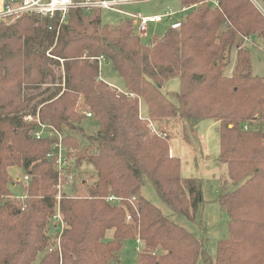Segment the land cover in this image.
Here are the masks:
<instances>
[{
  "label": "trees",
  "instance_id": "16d2710c",
  "mask_svg": "<svg viewBox=\"0 0 264 264\" xmlns=\"http://www.w3.org/2000/svg\"><path fill=\"white\" fill-rule=\"evenodd\" d=\"M180 2L196 7L177 29L168 26L146 45L132 20L105 24L97 10L73 9L60 26L36 16L0 22V264H113L124 241L136 238L142 247L135 264H264V129L252 126L264 121V78L252 75L246 48L230 77L224 74L226 54L240 47V37L264 43V20L248 0ZM102 62L122 79L126 94L99 79ZM173 79L179 82L174 102L161 91ZM42 86L36 96L27 92ZM138 98L148 122L138 118ZM36 115L62 134L74 174L59 201L60 252L51 222L56 140L35 139ZM175 117L218 123L219 161L228 179L217 202L228 236L217 242L212 263L198 239L141 195L146 178L172 213L197 219L201 183L181 178L180 161L168 156L162 137ZM83 166L92 169L90 183ZM16 168L26 182H13ZM77 184L85 195L76 196ZM110 196L119 202H108Z\"/></svg>",
  "mask_w": 264,
  "mask_h": 264
},
{
  "label": "rangeland",
  "instance_id": "374dc122",
  "mask_svg": "<svg viewBox=\"0 0 264 264\" xmlns=\"http://www.w3.org/2000/svg\"><path fill=\"white\" fill-rule=\"evenodd\" d=\"M212 2L215 6L217 5V1ZM195 7L196 5L187 8ZM182 8L183 7L180 0H143L131 5L121 7V9L125 12L132 14L139 13L142 15H158L165 12L179 11ZM87 10L99 11V13L101 14L100 16L102 23L113 26H116L120 22L129 19L124 15L109 11H103L97 8ZM188 11L175 15L171 18V21L153 24L151 27V31L148 37L146 38L140 36L137 31H135L136 35H139L141 37V42L144 45L149 44L150 40L152 39V36L155 38L161 37L164 34L165 30L168 28V26L172 22L176 21L179 16L184 14L185 19L183 21L187 20L186 13ZM240 38L241 42L238 45L240 47L237 48L236 46H233L230 54H228V56L226 54V58L228 57L229 59V64L225 68L224 74H226L227 76L229 75L230 77L232 71H234V67L237 62V53L239 49L244 50L246 48L249 49L250 53L252 75L264 78V43L257 36L251 38L243 36V38ZM49 51L50 50H47L46 55H49ZM99 67V79H101V81L105 83L108 82L107 84L109 88L111 87L119 93L126 94V91L123 87L122 79L117 75V73H115L111 69L110 64L102 62ZM56 72L58 75L59 73L62 74V70L60 71L59 69H56ZM46 88V86H42L35 90H28L27 92L30 93V96H36L37 94L42 93V91ZM62 88H64V82L62 83ZM178 90L179 82L177 79L170 80L161 88L162 93L172 102H174L173 94L178 92ZM41 98H43V96L39 97L37 100H34L30 104L29 108L31 109L33 106H35L38 100H41ZM130 98H134V96L131 95ZM39 108L40 106L37 108V113L39 111ZM27 113L30 112H22L21 115ZM87 113L88 112H86V114ZM137 113L139 120H141L142 122H145L147 121V119H149L147 116L146 104L141 98H138L137 101ZM24 121H27V119H24ZM168 122L169 125L167 126V133L162 136L163 139L166 140L168 145V156L175 157L170 151V149H173L172 151L175 152V155H178L177 157H180L181 178H195L200 181L202 192L201 196L203 200L200 212L197 215V219L195 221L188 220L184 216H178L172 213L168 209V207L158 198L153 186L146 178H143V187L141 189V195L152 205H154L157 209H159L163 216H165L167 219L174 222L178 226L182 227L193 237L198 239L202 243V248L206 255L209 257L210 262L212 263L214 262L216 257L217 242L221 239L227 238L228 236V218L223 212H221L217 202V198L220 193V187L224 183V181L228 179L226 173V166L222 165L219 161L218 128L217 125H215L214 122L211 120L182 121L175 117L170 119ZM158 124L159 127H161L160 125L164 124V121L158 122ZM256 124H259L262 129H264V121L260 123L254 122V125L252 126L254 127ZM69 163L70 160L68 159V165ZM81 169L88 172V174L84 177L86 178L87 182L90 183L92 181L89 176L92 170L91 167L83 166ZM11 176L13 182H25L23 179V177L25 176H23L22 171L20 169L16 168L12 170ZM16 177H19L20 179L16 180ZM75 186H77V190L79 193L76 194V196L85 195V187H81L79 184ZM16 187L14 188V186H12V191L14 194L19 195V190ZM65 187L66 186L63 185L62 188L64 189ZM60 235L61 232H58V250ZM111 235V232H107L105 240L110 239ZM136 248V242L130 240L124 241L123 247L118 253V262L113 264H135L137 256L135 251ZM196 264H202V261L199 259Z\"/></svg>",
  "mask_w": 264,
  "mask_h": 264
},
{
  "label": "built area",
  "instance_id": "2783aa9c",
  "mask_svg": "<svg viewBox=\"0 0 264 264\" xmlns=\"http://www.w3.org/2000/svg\"><path fill=\"white\" fill-rule=\"evenodd\" d=\"M143 0H0V22L5 25H10L22 16H36L38 18H47L49 20H58L59 26L66 20L68 13L73 9H100L103 11L115 12L122 14L132 20L137 28V33L140 36H147L150 26L153 24L171 21V18L177 14L184 13L189 8L183 7L181 10L174 12H165L158 15H142L130 14L124 12L121 7L131 5ZM253 8L264 20V1L263 0H248ZM184 16L178 21L172 22L169 26L177 29L180 26V21H183ZM52 30V27H49ZM59 27L56 29L58 35ZM87 117L91 113L85 114ZM24 119L31 120L29 116ZM35 121L38 129L34 132V137L37 140L45 136L56 140L54 143V153L52 154L54 165L57 171L56 182V211L51 219L56 230L62 233L63 220L59 210V201L61 199V192L63 185L69 186L74 183V174L68 167V159L65 154V148L62 140V134L52 126L42 124L38 116H35ZM247 130V126L244 127ZM27 181V177H23ZM107 201L110 203L119 202L118 198L108 197ZM130 218L127 217V220ZM137 248L135 251H140L142 245L138 238L135 239Z\"/></svg>",
  "mask_w": 264,
  "mask_h": 264
},
{
  "label": "crops",
  "instance_id": "0c3cea01",
  "mask_svg": "<svg viewBox=\"0 0 264 264\" xmlns=\"http://www.w3.org/2000/svg\"><path fill=\"white\" fill-rule=\"evenodd\" d=\"M181 10V9H180ZM125 12V11H124ZM178 12V11H177ZM186 12V11H185ZM115 13V12H114ZM128 13V12H127ZM119 14V13H118ZM130 14H132V13H130ZM122 15V14H121ZM184 16V14L183 15H181V16H179V18L176 20V21H178L179 19H181L182 17ZM151 27H152V25L150 26V29H149V33H150V31H151ZM149 33H148V35H149ZM148 35L147 36H145L144 38H146V37H148ZM152 38H153V36H152ZM108 83V82H107ZM182 123H184V122H182ZM214 124L215 125H217V127H218V123L217 122H214ZM182 125V124H181ZM183 130H184V128H183ZM219 136V135H218ZM171 148V147H170ZM173 149H170V151H171V153H172V155H174L176 158H178L179 160H180V164H181V159H180V157H177L178 155H175V152L174 151H172ZM180 167H181V165H180ZM181 169V168H180ZM18 179H20L19 177H16V180H18Z\"/></svg>",
  "mask_w": 264,
  "mask_h": 264
}]
</instances>
